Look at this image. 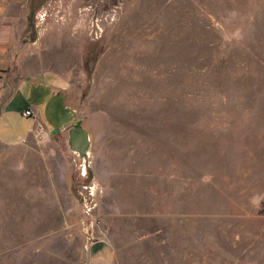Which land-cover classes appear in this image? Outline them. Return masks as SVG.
I'll list each match as a JSON object with an SVG mask.
<instances>
[{"label": "rangeland", "instance_id": "rangeland-1", "mask_svg": "<svg viewBox=\"0 0 264 264\" xmlns=\"http://www.w3.org/2000/svg\"><path fill=\"white\" fill-rule=\"evenodd\" d=\"M44 74L89 146L0 144V264H264V0H0Z\"/></svg>", "mask_w": 264, "mask_h": 264}, {"label": "crops", "instance_id": "crops-1", "mask_svg": "<svg viewBox=\"0 0 264 264\" xmlns=\"http://www.w3.org/2000/svg\"><path fill=\"white\" fill-rule=\"evenodd\" d=\"M67 98L54 77L23 76L0 103V144L26 146L70 129L77 115ZM25 110L30 111L29 117L23 116Z\"/></svg>", "mask_w": 264, "mask_h": 264}, {"label": "water", "instance_id": "water-1", "mask_svg": "<svg viewBox=\"0 0 264 264\" xmlns=\"http://www.w3.org/2000/svg\"><path fill=\"white\" fill-rule=\"evenodd\" d=\"M69 145L71 150L78 152L80 156L85 155V152L89 146L88 134L87 132L75 123L74 128L69 131ZM103 243H96L90 248L91 256L100 252L104 248Z\"/></svg>", "mask_w": 264, "mask_h": 264}, {"label": "built area", "instance_id": "built-area-1", "mask_svg": "<svg viewBox=\"0 0 264 264\" xmlns=\"http://www.w3.org/2000/svg\"><path fill=\"white\" fill-rule=\"evenodd\" d=\"M31 114H30V111L29 110H25L23 111V116L25 117H29Z\"/></svg>", "mask_w": 264, "mask_h": 264}, {"label": "flooded vegetation", "instance_id": "flooded-vegetation-1", "mask_svg": "<svg viewBox=\"0 0 264 264\" xmlns=\"http://www.w3.org/2000/svg\"><path fill=\"white\" fill-rule=\"evenodd\" d=\"M75 123H78V125H80L79 122H75ZM75 123L72 125L71 129L74 128ZM80 127H81V125H80ZM81 128H82V127H81ZM71 129H70V130H71Z\"/></svg>", "mask_w": 264, "mask_h": 264}, {"label": "trees", "instance_id": "trees-1", "mask_svg": "<svg viewBox=\"0 0 264 264\" xmlns=\"http://www.w3.org/2000/svg\"><path fill=\"white\" fill-rule=\"evenodd\" d=\"M91 178V175H90V172H88V179H90Z\"/></svg>", "mask_w": 264, "mask_h": 264}]
</instances>
